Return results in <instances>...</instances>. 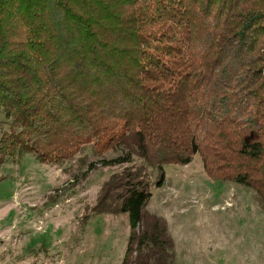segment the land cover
<instances>
[{"label":"trees","instance_id":"16d2710c","mask_svg":"<svg viewBox=\"0 0 264 264\" xmlns=\"http://www.w3.org/2000/svg\"><path fill=\"white\" fill-rule=\"evenodd\" d=\"M0 119V170L118 154L91 211L129 214L132 232L152 197L145 165L196 156L264 209V0H0Z\"/></svg>","mask_w":264,"mask_h":264},{"label":"rangeland","instance_id":"374dc122","mask_svg":"<svg viewBox=\"0 0 264 264\" xmlns=\"http://www.w3.org/2000/svg\"><path fill=\"white\" fill-rule=\"evenodd\" d=\"M2 121L0 136L7 129ZM117 157L98 156L88 146L61 167L32 154L4 166L0 264H264L257 193L211 180L199 156L186 167L145 165L152 197L136 231L127 213L95 215L104 184L126 167L106 166ZM133 164L144 162L135 158ZM153 232L158 245L139 250Z\"/></svg>","mask_w":264,"mask_h":264}]
</instances>
